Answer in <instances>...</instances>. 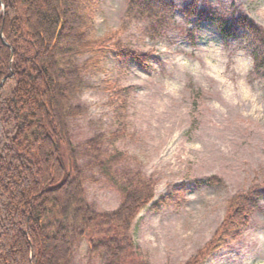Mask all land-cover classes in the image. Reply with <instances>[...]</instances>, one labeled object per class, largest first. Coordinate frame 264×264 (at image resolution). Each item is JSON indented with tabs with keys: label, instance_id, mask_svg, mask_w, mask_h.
<instances>
[{
	"label": "rangeland",
	"instance_id": "rangeland-1",
	"mask_svg": "<svg viewBox=\"0 0 264 264\" xmlns=\"http://www.w3.org/2000/svg\"><path fill=\"white\" fill-rule=\"evenodd\" d=\"M166 1L176 7L174 17L154 42L142 34L146 23L125 19L127 0L101 1L95 36L119 30L127 48L151 52V69H119L108 53L98 72L82 77L71 102L80 114L68 121V133L86 203L96 213L113 211L120 195L91 166L85 144L116 130L106 81L132 88L123 136L100 148L107 157L116 150L127 155L116 172L139 170L156 180L153 202L176 197L173 205L159 211L148 206L136 217L131 236L139 256L149 264H185L222 221L227 200L264 181V81L252 74L251 49L241 32L224 41L207 20L184 18L190 0ZM197 9L226 21L244 16L264 32V0H199ZM209 177L220 184H195ZM104 263L103 256L87 255L84 242L74 249L71 264ZM203 264H264V199L241 237Z\"/></svg>",
	"mask_w": 264,
	"mask_h": 264
},
{
	"label": "trees",
	"instance_id": "trees-1",
	"mask_svg": "<svg viewBox=\"0 0 264 264\" xmlns=\"http://www.w3.org/2000/svg\"><path fill=\"white\" fill-rule=\"evenodd\" d=\"M101 1L0 0V264H71L81 242L90 258L103 256L104 264H149L139 256L132 225L148 206L159 211L176 203L173 195L153 202L156 180L139 170L116 172L127 155L101 151L102 144L114 145L123 136L132 91L110 81L105 91L116 130L86 142L85 155L121 199L105 213L85 201L84 174L68 133V121L80 114L71 102L82 77L98 72L108 53L119 69L133 64L146 72L152 61L151 52L127 48L119 30L95 36ZM198 4L190 0L184 18L207 20L224 41L241 32L251 49L252 74L264 81V32L244 16L221 20ZM175 10L166 0H127L125 19L146 23L142 34L154 42ZM195 184L214 187L220 180ZM263 199L264 181L229 198L222 221L185 264H203L226 242L238 240Z\"/></svg>",
	"mask_w": 264,
	"mask_h": 264
},
{
	"label": "clouds",
	"instance_id": "clouds-1",
	"mask_svg": "<svg viewBox=\"0 0 264 264\" xmlns=\"http://www.w3.org/2000/svg\"><path fill=\"white\" fill-rule=\"evenodd\" d=\"M242 58H243V54H241Z\"/></svg>",
	"mask_w": 264,
	"mask_h": 264
}]
</instances>
